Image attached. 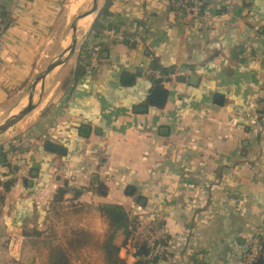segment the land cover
<instances>
[{"label":"crops","instance_id":"0c3cea01","mask_svg":"<svg viewBox=\"0 0 264 264\" xmlns=\"http://www.w3.org/2000/svg\"><path fill=\"white\" fill-rule=\"evenodd\" d=\"M107 1L28 122L30 147L0 143V264H46L53 245L70 264H109L95 245L102 204L166 233L174 262L147 264H240L264 232V0H204L209 27L168 0H110L102 14ZM69 3L0 0V109L48 63L49 42L60 51L82 7ZM78 230L95 239L70 246ZM123 242L120 230L118 264H136Z\"/></svg>","mask_w":264,"mask_h":264},{"label":"water","instance_id":"95a60500","mask_svg":"<svg viewBox=\"0 0 264 264\" xmlns=\"http://www.w3.org/2000/svg\"><path fill=\"white\" fill-rule=\"evenodd\" d=\"M101 5L102 0H86L80 9L72 13L71 19L68 22V32L63 46L54 56L46 75L35 84L31 97L27 99V101L20 106L16 112L7 115V117L0 123V143L7 138H10L9 136L11 134L28 124V122L38 113L51 92L58 71L63 68L75 54L80 52L82 41L99 15ZM89 17H91L89 26L87 29H82L78 25L79 20ZM190 79L191 81L194 80V78ZM163 98L164 91L159 89H154L150 96L151 101L156 104H160ZM54 150L58 149L54 148ZM144 264H147V262Z\"/></svg>","mask_w":264,"mask_h":264},{"label":"built area","instance_id":"2783aa9c","mask_svg":"<svg viewBox=\"0 0 264 264\" xmlns=\"http://www.w3.org/2000/svg\"><path fill=\"white\" fill-rule=\"evenodd\" d=\"M170 8L175 15H180L186 18H194L199 23L203 21L208 27L209 23L205 22V5L204 0H168ZM205 25V26H206ZM5 31V25L0 18V36ZM119 37V36H118ZM117 37V38H118ZM98 48H93L89 52V61L91 63V68L88 70L90 72L98 61ZM147 74H151L152 77L157 81H162L163 76L158 72L146 71ZM187 71L180 72V74L187 75ZM11 147L16 150H26L30 147V140L27 136L15 137L11 140ZM138 226L136 234L144 241L147 249V260L155 261H166L167 263H173V258L169 255L167 251L168 239L166 233L158 229L152 222L137 217ZM18 243L17 237L11 239L9 245L12 250L14 246ZM264 244V232L256 235H252L248 238L245 245V249L241 254L240 264H254L256 260L261 256ZM129 253L134 256V249L128 244L124 246ZM135 257V256H134ZM136 258V257H135Z\"/></svg>","mask_w":264,"mask_h":264},{"label":"trees","instance_id":"16d2710c","mask_svg":"<svg viewBox=\"0 0 264 264\" xmlns=\"http://www.w3.org/2000/svg\"><path fill=\"white\" fill-rule=\"evenodd\" d=\"M109 4L110 0L107 1L106 7L102 14L107 13ZM0 18L4 23L1 13ZM98 210L106 223L107 230L101 242L98 241L95 243V245L102 252L107 263H119V260L116 256L118 247L113 244V240L116 233L120 230H122L124 234V242L122 243L123 247L129 244L131 248L134 249V256L137 259L136 264H144L145 262L148 263L155 261L146 259L148 252L144 241H142L141 238L136 234L138 221L135 216H132L131 219H128L122 207L118 205L102 204L98 206ZM93 239H95V237L92 233L85 230H78L74 233V238L69 242V244L70 246H75V248L81 247L83 245L91 244ZM46 264H70V261L67 252L60 245H53L49 249ZM254 264H264V244L261 256Z\"/></svg>","mask_w":264,"mask_h":264},{"label":"bare ground","instance_id":"6f19581e","mask_svg":"<svg viewBox=\"0 0 264 264\" xmlns=\"http://www.w3.org/2000/svg\"><path fill=\"white\" fill-rule=\"evenodd\" d=\"M85 2H86V0H70L69 8H68L69 9V12L70 13L74 12L75 9L83 6V4ZM69 17H70V15H69ZM90 22H91V17L84 18V19L79 20L78 25L81 26L82 28L87 29V27L89 26ZM82 25H84V26H82ZM54 42L55 41H52V42H49L48 43L47 47L45 48L44 52L42 53L41 59L39 61V67H42L44 65V62L46 61L47 57L51 54L52 49H53ZM51 63H52V60L48 63V65L45 67V69L42 70L41 72H39L34 77V79L30 82V85L28 87V91H29L28 99L31 97V95H32V93L34 91L35 84L46 75L47 71L49 70V67H50ZM15 110L16 109H12L8 105H5L3 108L0 109V119H2L6 115H8L10 112H13Z\"/></svg>","mask_w":264,"mask_h":264},{"label":"rangeland","instance_id":"374dc122","mask_svg":"<svg viewBox=\"0 0 264 264\" xmlns=\"http://www.w3.org/2000/svg\"><path fill=\"white\" fill-rule=\"evenodd\" d=\"M82 26H84V25H82ZM81 27V26H80ZM82 28V27H81ZM82 29H85V28H82ZM56 46H57V41H55L54 42V47H53V49H54V51H53V53H51V55L49 56V58H48V63L51 61V60H53V57H54V52H55V49H56ZM48 63L46 64V65H44L43 67H42V70H44L45 69V67L48 65ZM70 63H72V62H70ZM71 65V64H70ZM63 73V72H62ZM29 85H30V83L26 86V88L20 93V94H18L17 96H15L12 100H10L6 105H8L10 108H12V109H18L19 107H20V105L22 104L23 105V103L28 99V95H29V91H28V87H29ZM21 105V106H22ZM17 110H15V111H13V112H11V113H14V112H16ZM38 112H40V111H38ZM39 114V113H38ZM38 114H36L34 117H37V115ZM7 117V115L5 116V117H3L2 119H0V123L4 120V118H6ZM34 118H32L31 120H33ZM30 120V121H31ZM31 123H28V124H26V125H24L20 130H18V131H16V132H14L13 134H11L9 137L10 138H7L6 140H9V139H12V138H15V137H19V136H25L26 134H27V129H29L30 128V125ZM30 125V126H29ZM29 127V128H28ZM27 136V135H26ZM2 137V136H1ZM5 140V141H6ZM65 190V192H70V190H67L66 188H64ZM68 199V200H67ZM64 205L65 206H63V207H65V208H67V206H69V205H71V202H72V200L71 199H69V198H65L64 200ZM77 203H79V202H77ZM47 206H48V203H47ZM59 209H61V208H59ZM136 218H137V216H135ZM103 232H104V230H103ZM88 259H90V258H88ZM36 260L38 261L37 262V264H40V258L38 257V258H36ZM85 260H87V258L85 259ZM45 261V260H44ZM41 262V263H45V262ZM92 262H94V260L92 261Z\"/></svg>","mask_w":264,"mask_h":264}]
</instances>
